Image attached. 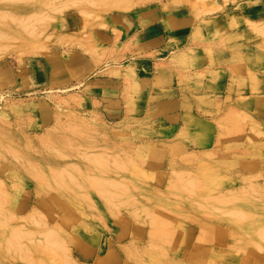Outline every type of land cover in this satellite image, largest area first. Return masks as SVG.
Returning a JSON list of instances; mask_svg holds the SVG:
<instances>
[{
    "label": "rangeland",
    "instance_id": "374dc122",
    "mask_svg": "<svg viewBox=\"0 0 264 264\" xmlns=\"http://www.w3.org/2000/svg\"><path fill=\"white\" fill-rule=\"evenodd\" d=\"M77 126L84 154L49 149ZM103 149L142 161L110 173L133 203L108 206L90 182ZM25 159L76 164L86 197ZM189 175L214 176L213 196L251 189L252 217L170 189ZM0 181L14 216L0 264H189L199 243L219 264H264V0H0ZM143 207L181 231L157 260ZM19 227L33 233L12 240Z\"/></svg>",
    "mask_w": 264,
    "mask_h": 264
},
{
    "label": "bare ground",
    "instance_id": "6f19581e",
    "mask_svg": "<svg viewBox=\"0 0 264 264\" xmlns=\"http://www.w3.org/2000/svg\"><path fill=\"white\" fill-rule=\"evenodd\" d=\"M96 2V1H95ZM127 3V0H107V4L110 6H120ZM7 17V16H6ZM34 23V22H33ZM27 24V23H26ZM24 25V24H23ZM30 27V25H28ZM28 28V27H26ZM33 31V30H32ZM31 32V31H30ZM29 32V33H30ZM35 33V31H33ZM33 35V33H30ZM5 40V39H4ZM72 132L76 133V138H68L65 135H61L57 139L50 142L49 149L53 151H63L69 148V151L74 154H84L83 148L91 144L84 142H77V132L79 136L83 138L89 137L91 131H87L84 126L72 127ZM93 142V141H92ZM14 151V150H12ZM19 159L25 158L20 152H14ZM87 160L92 167V174L90 176V182L97 187V190L106 201L108 206L118 205L120 203H133L134 196L127 188L128 177L121 180H115L111 177V172L117 174L123 173L121 176H125V173L130 172L131 176H135V172L140 173L139 166L142 161L135 160L131 155H114L109 152L108 149L100 150L97 153L87 156ZM135 160V161H134ZM24 162H28L30 171L33 175L41 181H51L56 179L57 187L60 190H65L68 193H77V196L86 197L87 186L79 178L82 177V172L77 168L76 164L70 165V167H63L61 169H55L51 167L48 171L42 170L39 163H33L30 159H25ZM6 167V166H5ZM137 174V176H138ZM181 175V174H179ZM183 176V175H182ZM2 180V179H1ZM1 182V181H0ZM216 178L214 176H186V180L183 183H172L170 189H175L180 186L182 194L186 197L197 200V203L205 204L206 207L212 211L214 208L224 207L229 213H233L238 217L250 218L254 213L256 202L251 195V189L240 190L235 193L219 194L213 196V189L216 186ZM262 196H264V188L256 189ZM8 191L7 187L0 184V227L5 228L11 225L14 216L11 211L5 207L4 198ZM81 196V197H82ZM150 217L152 225L153 240L151 243L152 250L148 253V258L151 260H157L161 256H167L170 250L165 249L167 245H172L176 240V233L180 229L174 227V220L171 214H166L161 210L147 211L144 207L142 209ZM6 227V228H7ZM33 232L24 231L21 227L15 229L12 233V240L15 239L21 242L24 238L30 236ZM57 239V238H56ZM259 238L256 237L252 243V248L260 244ZM175 249V248H174ZM173 249V250H174ZM206 245L200 244L193 251L189 264H219V258L215 255L205 252ZM177 264L176 262H174Z\"/></svg>",
    "mask_w": 264,
    "mask_h": 264
}]
</instances>
